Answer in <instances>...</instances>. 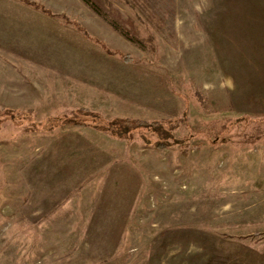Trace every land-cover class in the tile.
Segmentation results:
<instances>
[{
  "label": "rangeland",
  "instance_id": "374dc122",
  "mask_svg": "<svg viewBox=\"0 0 264 264\" xmlns=\"http://www.w3.org/2000/svg\"><path fill=\"white\" fill-rule=\"evenodd\" d=\"M31 1L54 15L0 0V110L176 120L186 141L5 122L0 264H264V0H109L154 51L80 0Z\"/></svg>",
  "mask_w": 264,
  "mask_h": 264
},
{
  "label": "trees",
  "instance_id": "16d2710c",
  "mask_svg": "<svg viewBox=\"0 0 264 264\" xmlns=\"http://www.w3.org/2000/svg\"><path fill=\"white\" fill-rule=\"evenodd\" d=\"M89 7L105 24L119 33L123 38L136 45L143 51L151 48L154 51L153 41L151 38L145 39L139 29L138 24L133 19H126L123 14L109 0H80ZM137 1V0H136ZM26 5L39 9L48 15H54L51 10L46 9L31 0H22ZM63 18L68 23H73L76 29L86 38L99 44L107 55L117 57L126 62L139 63L128 53L111 49L104 42L91 36L87 28L81 24ZM149 44V46H147ZM188 109L183 114L182 121L188 122ZM18 121L19 123L32 124L38 131L51 132L58 128L71 126L75 128H88L99 133L109 135L112 138L131 141L135 134H138L141 140L147 146H152L158 150H166L175 145H181L186 140H177L168 126L177 123L176 120L167 121H149L145 119H137L130 117H115L106 119L105 116L92 109L86 107L77 108L73 115H61L51 117L46 121L37 122L31 117L30 112L14 109L0 110V127L7 121ZM249 120L247 116L234 119L229 126L233 128L235 125Z\"/></svg>",
  "mask_w": 264,
  "mask_h": 264
}]
</instances>
